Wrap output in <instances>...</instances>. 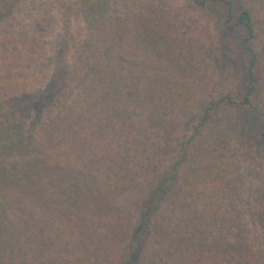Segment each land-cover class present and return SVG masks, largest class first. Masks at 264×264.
<instances>
[{
	"label": "trees",
	"instance_id": "trees-1",
	"mask_svg": "<svg viewBox=\"0 0 264 264\" xmlns=\"http://www.w3.org/2000/svg\"><path fill=\"white\" fill-rule=\"evenodd\" d=\"M22 7L0 0V264H264V0Z\"/></svg>",
	"mask_w": 264,
	"mask_h": 264
},
{
	"label": "rangeland",
	"instance_id": "rangeland-1",
	"mask_svg": "<svg viewBox=\"0 0 264 264\" xmlns=\"http://www.w3.org/2000/svg\"><path fill=\"white\" fill-rule=\"evenodd\" d=\"M59 0H10V4H15L22 2V9L20 13L18 12V15L16 17V20L19 22L27 21L30 23L33 20H36L39 17L40 12H50V16H55V11H47V8L50 7V5L55 4ZM49 9V8H48ZM47 18L46 16L44 19ZM38 20V19H37ZM56 38V36H55ZM223 42H224V59L226 62H234L235 64H240L243 60V51L240 49L239 42L237 36H232L231 34H223ZM264 68V67H263ZM248 115H243L242 118H244L245 122H248L247 120Z\"/></svg>",
	"mask_w": 264,
	"mask_h": 264
}]
</instances>
